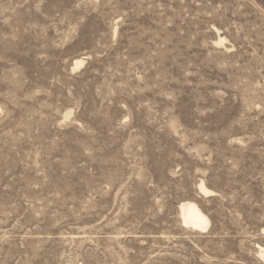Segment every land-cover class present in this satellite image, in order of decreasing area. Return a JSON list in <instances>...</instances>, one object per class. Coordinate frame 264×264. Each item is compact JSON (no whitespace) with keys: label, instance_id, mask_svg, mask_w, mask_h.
Instances as JSON below:
<instances>
[{"label":"rangeland","instance_id":"rangeland-1","mask_svg":"<svg viewBox=\"0 0 264 264\" xmlns=\"http://www.w3.org/2000/svg\"><path fill=\"white\" fill-rule=\"evenodd\" d=\"M0 264H264V0H0Z\"/></svg>","mask_w":264,"mask_h":264},{"label":"bare ground","instance_id":"bare-ground-1","mask_svg":"<svg viewBox=\"0 0 264 264\" xmlns=\"http://www.w3.org/2000/svg\"><path fill=\"white\" fill-rule=\"evenodd\" d=\"M224 38L219 35V44L224 45ZM85 60L79 58L75 60L73 69L84 67ZM200 192L205 196L212 193V190L208 189L204 182L200 185ZM180 215L182 221L187 226L196 230H207L211 226V220L207 214L203 212L200 206L194 201H183L180 204Z\"/></svg>","mask_w":264,"mask_h":264}]
</instances>
